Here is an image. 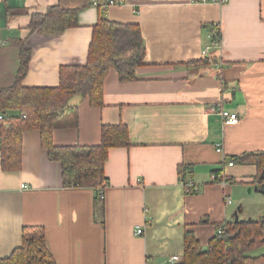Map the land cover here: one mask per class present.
I'll list each match as a JSON object with an SVG mask.
<instances>
[{"label":"crops","instance_id":"0c3cea01","mask_svg":"<svg viewBox=\"0 0 264 264\" xmlns=\"http://www.w3.org/2000/svg\"><path fill=\"white\" fill-rule=\"evenodd\" d=\"M94 1L0 0V91L14 85L22 47L31 56L23 86L58 87L62 67L87 63L100 18L138 24L146 46L136 80L121 83L111 70L105 106L74 97L78 115L68 111L54 131L55 146H96L102 126L128 127L130 147L109 151L103 199L95 189L64 188L39 131L24 134L19 172L2 169L0 152V260L22 247L25 228L41 227L56 264H174L184 256L186 233L205 250L234 222V196L255 186L264 194V169L258 180L257 166L233 161L264 154V0H123L105 12ZM55 6L79 10V25L60 36L30 31L32 15ZM218 25L220 47L206 53L209 29ZM205 57L217 61L188 65ZM218 104L240 122L225 126L211 112ZM182 169L198 193L186 194ZM238 208L240 219L245 207Z\"/></svg>","mask_w":264,"mask_h":264},{"label":"trees","instance_id":"16d2710c","mask_svg":"<svg viewBox=\"0 0 264 264\" xmlns=\"http://www.w3.org/2000/svg\"><path fill=\"white\" fill-rule=\"evenodd\" d=\"M106 1V0H105ZM101 11L102 8H99ZM79 25V10L50 7L45 13L33 14L29 29L41 35L60 36ZM212 43L221 42L220 26H211ZM21 50V66L14 85L0 91V113L17 111V116L0 120L1 166L5 172L22 169L24 134L39 131L42 147L51 162L60 164L64 188L95 189L101 200L106 188L105 165L113 148H129V129L125 124L104 125L101 142L96 146H64L54 144V131L62 125L74 97L88 101L92 108H103L105 81L111 70L121 83L137 79L136 71L146 57L142 29L138 24L123 25L100 18L93 28V37L85 65L64 66L60 69V83L55 88H28L23 80L31 61L30 50ZM217 60L205 57L188 65L204 66ZM25 115V117H24ZM6 124L8 126L6 127ZM233 161L255 165L258 180L264 169V154H245ZM183 173V169L180 171ZM185 175V174H184ZM181 182H188L185 176ZM263 249L257 257L250 253ZM0 264H56L49 252L46 232L41 227H27L23 231L22 247L16 249ZM176 264H264V217L260 220L228 222L222 232L212 238L205 250L194 234H185V252Z\"/></svg>","mask_w":264,"mask_h":264},{"label":"built area","instance_id":"2783aa9c","mask_svg":"<svg viewBox=\"0 0 264 264\" xmlns=\"http://www.w3.org/2000/svg\"><path fill=\"white\" fill-rule=\"evenodd\" d=\"M203 2H212L215 4H219L222 5L224 4L225 0H202ZM124 2L123 0H106L105 2H101L100 0H96L93 3L94 7L97 8H102L103 10H108L110 7H114V6H118V5H122ZM210 36L212 37V35L210 34ZM214 47L219 48L220 47V42L216 41L213 42L212 45L207 46L205 49L206 53H209L211 51V49ZM211 112H218L220 114V116L223 119V123L225 126H236L239 122H240V116L239 114H237L236 112H231L229 110H225L222 106H220V104L216 105L215 107H213L211 109ZM4 114L0 113V120L4 119ZM25 117V115H24ZM220 147V146H218ZM218 152H223L222 148H218L217 150ZM229 166H233V163L231 162L229 164ZM222 183L224 186L229 185V180L227 178L224 177V179L222 180ZM184 185V188L186 189V194L188 195H193L199 192V187L194 184V182H192L191 180H189L188 182H186ZM104 197V193L101 196V198ZM226 202L228 205L232 204V200L229 196H226ZM219 233L222 232V229H219L218 231ZM137 235H142L143 234V230L142 229H138L137 230ZM180 257L175 256L172 258V263L176 264L180 261Z\"/></svg>","mask_w":264,"mask_h":264},{"label":"rangeland","instance_id":"374dc122","mask_svg":"<svg viewBox=\"0 0 264 264\" xmlns=\"http://www.w3.org/2000/svg\"><path fill=\"white\" fill-rule=\"evenodd\" d=\"M81 98V97H76ZM253 192H250V187H248L246 193L241 194L242 198L234 196L235 204L234 208H238V206L245 207L244 212L242 213L240 220L247 221L253 219H259V213L262 211L264 214V194H256L257 189L256 186L252 188ZM263 253V249L256 250L250 255L257 257Z\"/></svg>","mask_w":264,"mask_h":264},{"label":"water","instance_id":"95a60500","mask_svg":"<svg viewBox=\"0 0 264 264\" xmlns=\"http://www.w3.org/2000/svg\"><path fill=\"white\" fill-rule=\"evenodd\" d=\"M239 210H240V208H237V209H236V212L234 213V216H235V222H238V221H239Z\"/></svg>","mask_w":264,"mask_h":264}]
</instances>
